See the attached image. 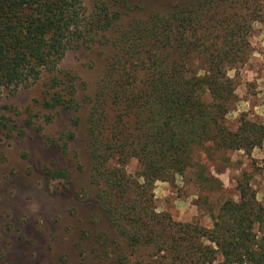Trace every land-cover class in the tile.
Instances as JSON below:
<instances>
[{"label": "trees", "instance_id": "1", "mask_svg": "<svg viewBox=\"0 0 264 264\" xmlns=\"http://www.w3.org/2000/svg\"><path fill=\"white\" fill-rule=\"evenodd\" d=\"M131 11L126 0H97L88 15L81 0H0V97L55 72L71 49L110 47L86 119L90 183L123 245L106 237L115 248L107 256L131 264L150 249L132 264H264V205L247 178L237 183L238 200H225L211 217V228L157 212L152 193L155 182L187 173L197 188L219 187L200 153L212 160L262 146L263 124L242 114L233 131L226 116L251 55L253 26L264 24V0H191L123 23ZM74 80L52 77L43 107L77 108ZM131 159L135 176L125 171ZM46 174L68 181L62 169Z\"/></svg>", "mask_w": 264, "mask_h": 264}, {"label": "rangeland", "instance_id": "2", "mask_svg": "<svg viewBox=\"0 0 264 264\" xmlns=\"http://www.w3.org/2000/svg\"><path fill=\"white\" fill-rule=\"evenodd\" d=\"M81 1L88 15L97 0ZM126 2L132 11L123 16V23L166 13L173 5L191 0ZM250 46L248 62L238 71L237 100L226 116V125L233 131L242 114L264 125V24L253 26ZM110 55L111 48L101 44L71 49L55 72L43 73L36 83L15 87L0 97V264H113L114 257L107 255L115 248L105 238H116L123 247L96 202L86 147L87 100L93 98ZM66 74L75 79L78 107L45 109L43 101L53 92L48 88L50 79H64ZM70 134L73 139H68ZM216 154L212 160L204 153L200 158L219 187L197 188L190 173L176 176L171 183L157 181L152 190L156 211L169 213L177 222L211 228V217L225 200H238L237 183L246 178L264 205V140L249 155ZM50 168L65 170L68 181L50 180L46 174ZM137 170L135 159L125 166L130 176ZM149 252L140 249L129 261L132 264Z\"/></svg>", "mask_w": 264, "mask_h": 264}]
</instances>
